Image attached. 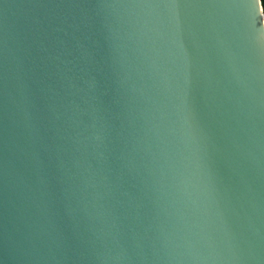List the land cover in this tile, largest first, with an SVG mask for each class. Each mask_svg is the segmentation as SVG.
Instances as JSON below:
<instances>
[{"label": "water", "instance_id": "95a60500", "mask_svg": "<svg viewBox=\"0 0 264 264\" xmlns=\"http://www.w3.org/2000/svg\"><path fill=\"white\" fill-rule=\"evenodd\" d=\"M0 264H264L261 0H0Z\"/></svg>", "mask_w": 264, "mask_h": 264}, {"label": "trees", "instance_id": "16d2710c", "mask_svg": "<svg viewBox=\"0 0 264 264\" xmlns=\"http://www.w3.org/2000/svg\"><path fill=\"white\" fill-rule=\"evenodd\" d=\"M261 5H262L263 14H264V0H261Z\"/></svg>", "mask_w": 264, "mask_h": 264}]
</instances>
